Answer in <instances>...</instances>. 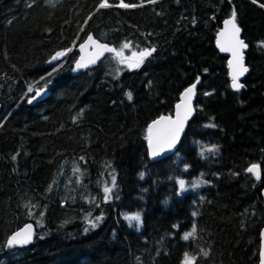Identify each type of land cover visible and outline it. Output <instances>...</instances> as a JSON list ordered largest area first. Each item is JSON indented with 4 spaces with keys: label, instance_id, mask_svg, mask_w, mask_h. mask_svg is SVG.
<instances>
[{
    "label": "trees",
    "instance_id": "obj_1",
    "mask_svg": "<svg viewBox=\"0 0 264 264\" xmlns=\"http://www.w3.org/2000/svg\"><path fill=\"white\" fill-rule=\"evenodd\" d=\"M102 2L0 0V264H180L185 253L193 264H257L264 0ZM233 10L247 45L238 90L214 47ZM87 33L120 55L72 75ZM191 83L194 114L175 152L151 159L148 123ZM37 88L45 95L29 103ZM119 212L139 213V232ZM27 221L31 243L4 249Z\"/></svg>",
    "mask_w": 264,
    "mask_h": 264
},
{
    "label": "water",
    "instance_id": "obj_2",
    "mask_svg": "<svg viewBox=\"0 0 264 264\" xmlns=\"http://www.w3.org/2000/svg\"><path fill=\"white\" fill-rule=\"evenodd\" d=\"M229 19H231V18L225 17L220 22L219 28L217 29V31L215 32V35H214V47L221 55H223L226 58L227 77L229 79L230 87L233 90H237L236 88H234L232 86V76L234 74V71L237 68L236 59L233 57V53L231 50H228V51H222L221 50L222 46L224 48H230L231 44L233 43L232 25L231 24H228V25L225 24V21L229 20ZM89 36L92 37V40L88 39ZM238 39L243 41V39L241 38V35H240V31L238 34ZM244 44H245V42H244ZM98 45H107L108 48L114 49L112 47V45L95 39L90 33H87L79 42L76 43V45L74 47L75 51H76V57H75L72 65H71V69H70V73L72 75L81 73V72L85 71L86 69H88L93 64L98 63L106 54H116V50L114 49L115 51H112V52L103 51L102 54L98 55V53L101 52V49L98 47ZM245 50H246V47L240 49V53L242 56V65L244 68L247 69V66L244 63V58H243ZM93 60L95 62H91ZM229 61H233L232 67H230ZM78 62L85 64L86 67H77ZM246 72H244L242 75L238 76L237 82L239 85H242L241 80L243 79ZM193 85H195V84L191 83V84L185 86L180 91L178 99L174 103L173 108H172V112L170 115H159V116L155 117L154 119H152L148 123L147 130H146L147 140H146L145 146H146L147 154L151 159L158 160V159L164 158L166 156H169L175 152L176 147H177L178 142H179V139L181 137V134L185 128L186 122L194 114V90H195V87L193 88L192 93H186V91H185L186 89L191 88ZM38 92H39V95H37ZM45 93H46V91L44 88H37L32 92V94L28 97L27 100L29 103H33V102L41 99L45 95ZM177 105H179L180 107L177 108ZM178 113L180 114V118L183 120V126H182L181 131L179 132V138L176 140L175 144L171 148L166 147L165 150L163 152H161L159 155H157L155 157L151 156L150 155V148H149V140H148L149 135H151L154 145H155L157 140H160V141L165 140L168 137L170 130L173 127H175L174 122L177 121V119H178V116H177ZM185 115L187 116V119H183V117ZM161 117H164L165 119L161 120ZM155 121H159V123L154 124ZM150 125H153L151 133H149V126ZM252 165H256V164H251V165L247 166L246 171ZM261 171L264 174V163L261 167ZM248 173H251V172H248ZM251 174H253V173H251ZM253 175L255 177H257L255 174H253ZM260 196H261V200H262V206L264 207V181H263L261 189H260ZM29 226H30L31 231H32V239H33V232H34L33 223H31L29 221L24 222L18 228H16L15 230H13L11 233H9L7 235V237L5 238V241H4V249L19 248V247H24V246H27L28 244H30L31 242L28 244L14 245L11 247H9L7 244L8 239L11 236H13L14 233L20 232L22 230H26V228ZM262 252H264V224L262 225V227L260 228V231H259V246H258L257 264H264V257L261 256Z\"/></svg>",
    "mask_w": 264,
    "mask_h": 264
},
{
    "label": "snow or ice",
    "instance_id": "obj_3",
    "mask_svg": "<svg viewBox=\"0 0 264 264\" xmlns=\"http://www.w3.org/2000/svg\"><path fill=\"white\" fill-rule=\"evenodd\" d=\"M254 2H255V0H254ZM105 6H107L106 0H104V2L101 3L100 7H105ZM120 6L121 7H130L132 5L124 4L122 2ZM262 6H264V5H262ZM235 16H236V13L233 10L232 18L225 21L226 25H228V24L232 25L233 43L231 44L230 48H224L222 46L221 50L222 51L231 50L232 53H233V57L236 59L237 68L234 71V74L232 76V86L238 90L240 87H242V85H239L238 82H237L238 76L242 75L244 72L247 71V69L244 68L243 65H242V56H241V53H240V49L247 47V45H245L242 40L238 39V34H239L240 29L235 24ZM88 39L92 40V37L89 36ZM98 47L101 49V52L98 53V55L102 54L103 51H109V52L115 51L114 49L108 48L107 45H98ZM125 47H127V45H125ZM152 51H154V49ZM63 54L64 53H57V56L53 57V59L55 60V59H57L58 56H61ZM116 54H117V56L120 55L119 52H117ZM149 55H151V51L150 50H147V49L143 50L140 53V59L136 62L135 66H139V64L143 62V58L145 56H149ZM91 62H95V61L93 60ZM229 65H230V67H232L233 61H229ZM77 67H86V65L83 64V63L78 62ZM194 87H195V85H193L189 89H186L185 90L186 93H192ZM30 91H31V89H30ZM37 95H39V92L37 93ZM127 95H128L129 99L132 98L131 97V93H128ZM179 107L180 106L177 105V108H179ZM177 116H178V119H177V121L174 122L175 127H173L170 130V132L168 134V137L165 140H163V141L157 140L155 145H154L152 137H151V135H149L148 140H149V148H150V155L151 156L155 157V156L159 155L161 152H163L165 150L166 147L167 148H171L175 144L176 140L179 138V132L182 129L183 120L180 118V114L179 113L177 114ZM163 119H165V118L161 117V120H163ZM183 119H187V116L185 115L183 117ZM158 123H159V121H155L154 122V124H158ZM152 127H153V125L149 126V133H151ZM215 150H216L215 148L208 149V151H215ZM202 155H203V153H202ZM247 171L255 174L257 176V178H259V176H260V171H259V166L258 165H252L251 167H249L247 169ZM141 175H143V174H141ZM114 179L115 178H113V180ZM178 183L180 185L181 190L183 191L184 188H185L184 181L180 180ZM196 186L197 185H195V184L193 185V187H196ZM108 192H109V189L105 188L106 198H107ZM193 215H195V213ZM97 219H99V218H97ZM126 219H128L129 221H136L137 222V224H136L137 230L139 229V222H140V216L139 215L129 216V217H126ZM95 226L96 225L93 223L92 227H95ZM85 231L87 232L88 229L86 228ZM194 232H195V227L193 228L192 232L186 233L184 235L183 239L187 240L190 236H192L194 234ZM31 240H32V231H31V228L29 226V227L26 228V230H22L20 232L14 233L13 236H11L8 239L7 244H8L9 247L14 246V245H24V244L30 243ZM204 254L206 255V253H204ZM261 256L264 257V252L261 253ZM194 260H195V257H189L188 254H185V264H193Z\"/></svg>",
    "mask_w": 264,
    "mask_h": 264
},
{
    "label": "rangeland",
    "instance_id": "obj_4",
    "mask_svg": "<svg viewBox=\"0 0 264 264\" xmlns=\"http://www.w3.org/2000/svg\"><path fill=\"white\" fill-rule=\"evenodd\" d=\"M33 90H34V89H33ZM180 180H181V179H177V185H178L179 190L182 191L181 188H180V185H179V183H178ZM188 189H189V187L185 185V188H184L183 191H186V190H188ZM133 215H139V213H137V212H119V216H120L122 219H124V220L126 221V223H127L128 226L131 228V230H133L134 232H139V229H140V222H139V229L137 230V227H136L137 222H136V221H129L128 219H126V217L133 216ZM139 216H140V215H139ZM189 232H190V230H187V231L183 234L182 237H184V235H185L186 233H189ZM184 240H185V239H184ZM185 254H186V253H185ZM185 254L182 255L181 260H180V264H185ZM188 256H189V255H188ZM189 257H190V256H189Z\"/></svg>",
    "mask_w": 264,
    "mask_h": 264
}]
</instances>
